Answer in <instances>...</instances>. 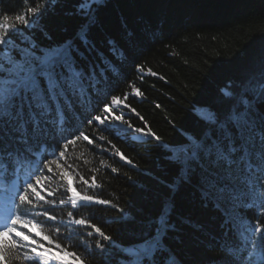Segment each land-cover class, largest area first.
<instances>
[{
    "label": "snow or ice",
    "instance_id": "6c2138e0",
    "mask_svg": "<svg viewBox=\"0 0 264 264\" xmlns=\"http://www.w3.org/2000/svg\"><path fill=\"white\" fill-rule=\"evenodd\" d=\"M23 2L22 11L0 14V179L10 192L0 208V264H66L67 256L87 264L79 251L64 246L67 240L76 241L73 248L84 247L81 237L94 240V249L102 253L111 249L116 264H184L177 251L184 243L181 228L172 212L174 197L184 186L192 189L201 208L213 213L219 235L209 232L207 246L226 241V258L212 264H264V72L258 79L230 82L220 89L218 103L200 111L198 129L170 150L176 177L168 185L166 210L143 223L133 242L118 245L80 210L92 204L125 210L90 194L101 188L98 170L90 169L92 175L86 178L69 155L85 142L98 147L97 140L107 139L104 127L114 121L132 128L122 108L139 116L127 101L143 92L129 81L131 92L122 96L109 92L106 102H98L87 117V126L97 128L99 136L76 126L115 72L97 41L106 43L113 55H123L102 31L99 13L110 0H79L65 11L82 20L74 35L54 42L44 32L47 44L37 42L34 32L43 31L45 13L60 0ZM93 29L98 30L95 36ZM136 70L142 72L141 65ZM134 130L163 142L150 128ZM112 148L126 159L115 145ZM84 157L81 152L75 160L89 163ZM248 211H255L254 221L248 219Z\"/></svg>",
    "mask_w": 264,
    "mask_h": 264
},
{
    "label": "trees",
    "instance_id": "16d2710c",
    "mask_svg": "<svg viewBox=\"0 0 264 264\" xmlns=\"http://www.w3.org/2000/svg\"><path fill=\"white\" fill-rule=\"evenodd\" d=\"M78 3L79 0H60L45 13L43 31L34 32L36 41L49 43L44 32L54 42L72 37L82 20L65 15V11ZM24 8L23 0H0V14L14 15ZM99 16L102 31L116 42L123 55H113L106 43L97 41L101 54L113 61L115 72L110 73L108 86L98 100H93L76 120V126L90 136H99L97 128L87 126V117L98 102H106L109 92L121 96L131 92L129 81L143 92V96L131 95L127 101L139 116L122 108L132 128L114 121L104 127L107 139L97 140L98 147L85 142L69 155L86 178L92 175L90 169L98 170L95 175L101 188L90 194L125 210L121 213L111 205L92 204L81 209V214L90 217L118 245L129 244L143 223L166 210L168 185L176 177L175 165L168 159L172 146L198 129L200 111L218 103L221 88L249 77L258 79L264 72V0H110ZM97 31L93 29L94 36ZM136 65H141L142 72L136 70ZM135 128H150L163 142L141 135ZM112 145L120 149L125 160L114 154ZM81 152L89 163L75 160ZM101 160L108 166H102ZM113 167L116 172L111 170ZM173 203V219L181 228L184 242L177 251L184 264L222 262L227 251L225 239L217 247L207 246L209 232L219 235L213 213L199 206L187 186L181 187ZM246 215L255 220V211ZM178 218H187L191 223L181 224ZM81 240L84 247L73 248L76 241L67 240L64 246L69 251H79L87 264H116L117 257L111 249L102 253L94 249V240ZM64 259L66 264H79L71 256Z\"/></svg>",
    "mask_w": 264,
    "mask_h": 264
}]
</instances>
